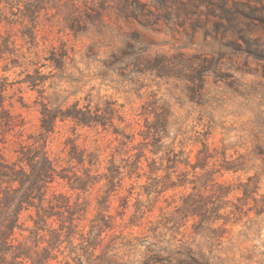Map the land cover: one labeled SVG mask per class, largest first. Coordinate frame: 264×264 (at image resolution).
<instances>
[{"label":"trees","instance_id":"16d2710c","mask_svg":"<svg viewBox=\"0 0 264 264\" xmlns=\"http://www.w3.org/2000/svg\"><path fill=\"white\" fill-rule=\"evenodd\" d=\"M162 9L143 0H0V264H129L124 257L132 254L138 255L136 264H157L164 247L124 242L126 229L142 227L148 238L174 237L192 220L206 223L210 232L225 233L242 212L237 203L256 200L259 174L245 181L217 180L224 173L246 172L248 164L244 157L227 156L226 145L209 143L212 126L191 142L178 133L164 144L169 115L156 110L135 141V132L125 133L129 124L115 125L116 119L126 123L117 101L99 96L103 102L92 104L86 94L83 105L79 100L67 104L69 96L61 91L46 93L47 80L60 78L69 68L75 52L69 35L77 36L89 25L99 28L95 19L107 10L123 18L119 30L124 26L135 36L124 31L122 45L103 61L106 68L112 58L134 48L136 39L149 38L140 29L153 30L166 4ZM92 50L89 45L87 51ZM118 59L119 65L132 67L152 62L136 53ZM157 66L169 67L164 61ZM199 77L202 89L204 77ZM29 91L36 94L30 103L24 98ZM29 108L38 114L34 130L19 111ZM65 121L74 130H111L112 144L106 151L97 142L78 144L74 135L65 138L57 153L52 143L58 122ZM189 146L196 147L193 159V149L186 152ZM157 172L164 176L154 177ZM142 177L146 181L140 184ZM173 188L183 191L172 195L171 203L160 204ZM235 191L241 195L229 199Z\"/></svg>","mask_w":264,"mask_h":264},{"label":"rangeland","instance_id":"374dc122","mask_svg":"<svg viewBox=\"0 0 264 264\" xmlns=\"http://www.w3.org/2000/svg\"><path fill=\"white\" fill-rule=\"evenodd\" d=\"M143 1L161 10L163 3L168 7L153 30L138 28L149 38L136 39L134 48L126 49L103 67L110 52L122 45L124 31L135 36L124 26L119 30L123 18L105 11L95 19L99 28L89 25L83 33L67 37L75 52L66 72L60 78L47 80L46 93L61 91L60 95L69 96L67 104L79 100L83 105L86 94H91L92 104L102 99L117 101L126 123L116 119L115 125L120 128L129 124L125 133L135 132V141L140 140L139 130L146 129L145 121H152L156 110L169 115L164 144L178 133L191 142L203 137L205 126H212L209 143L226 145L227 156L244 157L248 164L246 172L224 173L217 180L245 181L247 176L259 174L256 200L250 199L245 205L236 202L242 212L225 233L210 232L206 223L187 220L174 237L148 238L141 234L142 227H130L123 232L122 241L159 243L165 250H159L161 261L157 264H264V0ZM89 45L93 46L92 52L87 51ZM135 53L152 62L139 67L115 62L119 57V61H126ZM160 61L169 67L159 69ZM204 68L209 69L203 73ZM199 76L204 77L202 89ZM13 79L15 75H10ZM35 95L25 92L24 98L30 103ZM19 111L28 120V129L34 130L38 125L37 111ZM74 135L78 144L92 146L97 142L106 151L114 138L111 130H74L70 121L58 122L53 151L62 150L65 138ZM191 148L193 159L196 147L189 146L186 152ZM163 176V172H157L154 177ZM171 180L176 181L177 176L172 175ZM145 181L142 177L138 183ZM182 191L166 190V200L161 199L160 204L171 203V196ZM240 195L235 191L228 198ZM157 212L155 208L151 219ZM210 214L214 216L215 212ZM171 244L180 245L181 250H173ZM137 257L132 254L124 259L136 264Z\"/></svg>","mask_w":264,"mask_h":264}]
</instances>
